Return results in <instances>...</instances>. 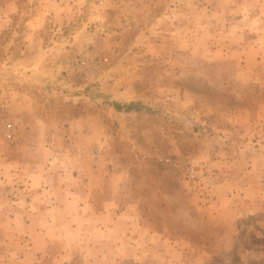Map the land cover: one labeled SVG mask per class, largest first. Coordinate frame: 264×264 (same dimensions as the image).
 Listing matches in <instances>:
<instances>
[{"label":"rangeland","instance_id":"obj_1","mask_svg":"<svg viewBox=\"0 0 264 264\" xmlns=\"http://www.w3.org/2000/svg\"><path fill=\"white\" fill-rule=\"evenodd\" d=\"M0 264H264V0H0Z\"/></svg>","mask_w":264,"mask_h":264},{"label":"built area","instance_id":"obj_2","mask_svg":"<svg viewBox=\"0 0 264 264\" xmlns=\"http://www.w3.org/2000/svg\"><path fill=\"white\" fill-rule=\"evenodd\" d=\"M12 124H8L7 125V136L8 138H12L13 134H12Z\"/></svg>","mask_w":264,"mask_h":264}]
</instances>
